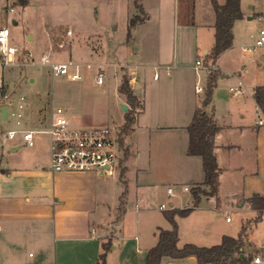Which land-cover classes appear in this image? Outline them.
<instances>
[{"label": "rangeland", "instance_id": "1", "mask_svg": "<svg viewBox=\"0 0 264 264\" xmlns=\"http://www.w3.org/2000/svg\"><path fill=\"white\" fill-rule=\"evenodd\" d=\"M14 1L7 0L8 8L2 7L3 19H0V25L9 28L10 42L20 50V59L14 65L1 66L0 74L15 102L14 107L21 97L24 98L20 129L35 131L36 145L23 146L20 134L14 139L8 137L9 131L16 125V120L11 116L13 109L10 107L8 118L2 120L0 117V167L13 168L17 157L23 152L50 144L47 130L53 109L58 107L63 108L70 127L74 129L104 126L115 128L119 136L127 139L128 143L124 142V149L118 152L119 160L114 166L113 175L106 176L102 183L106 191L109 222L115 219L116 209L125 207L128 211L126 234L129 237L125 244H129L128 248L131 249L127 256L135 260L133 237L138 235L142 247V258L139 262L143 264L147 259L144 247L155 243V232L158 234L161 230L172 227L165 217V211L172 209L170 202H174L176 208L193 207L191 192L184 191L185 186L171 184L175 171L172 160L151 168L158 178L164 179L163 186L158 188L157 197L150 196L154 188H149L146 201L137 205V188H132L139 171L147 168L149 151L155 146L150 140L155 137L142 131L124 132L128 110L125 111L123 105H126L127 98L119 89L124 78L130 84L131 77H135L134 86L142 89L144 97L156 89L155 74L157 79L160 77L159 83L165 80V71L155 65L157 18L145 23L138 22L130 28V20L140 13L131 0H30L26 7L15 5ZM197 1L199 13L194 21L199 23L207 19L204 12L207 1ZM10 8L14 11L10 12ZM241 10L243 18L236 21L233 28V47L218 62L222 71L216 79L214 99L220 113L224 111L223 106L237 100L231 96L230 88L239 86V77L247 85L252 83L260 62L261 47L253 55H247L243 49H253L260 31L264 29V0H241ZM180 19L183 20L182 17ZM67 30L72 32L69 37L70 46L58 48L57 43L64 38ZM27 53H31L32 57L28 58ZM43 55L49 56L51 64L71 62L79 65L81 79L72 78L74 68L65 75L53 72L50 65L40 63ZM100 67L105 70V81L102 85L96 82ZM242 67L249 69L250 74H246ZM208 73L209 69L202 66L197 82L204 89L198 95L200 106L204 102ZM130 88L133 89L131 84ZM167 100H172V96ZM134 107L135 110H141V101ZM236 114L235 112L234 115L237 116ZM132 116L135 120L136 111H133ZM255 118L259 121L264 116ZM33 120L36 126L31 124ZM169 144L167 157L169 152L174 153L175 150L176 153L178 147V144ZM18 146L21 147L20 152L13 153L11 148ZM125 149H128V154ZM126 166L129 167V175L124 177L122 168ZM169 183L174 189L173 198L166 195L165 190ZM242 202L239 196L231 194L226 200H221L218 206L215 198L203 199L190 216L182 219L184 232L182 230L180 242L197 241V245L211 246L221 242V233L234 237L243 233L246 238L263 243L264 214L258 213L259 218L255 220L257 212L248 203L241 205ZM162 204L166 209H160ZM227 218L230 219L229 222ZM176 221L178 224V216ZM190 225L198 229L197 236L186 233ZM122 235L118 233V239L115 240L120 248L124 246ZM140 246L138 247L141 248ZM29 253L36 255V249L30 248L27 254ZM112 258L114 259L111 264H118L116 255Z\"/></svg>", "mask_w": 264, "mask_h": 264}, {"label": "crops", "instance_id": "2", "mask_svg": "<svg viewBox=\"0 0 264 264\" xmlns=\"http://www.w3.org/2000/svg\"><path fill=\"white\" fill-rule=\"evenodd\" d=\"M6 1L0 0L1 20L2 7L8 8ZM131 1L134 2L137 11H140L137 15L143 17L140 23L157 18L155 65L165 71V80L162 83L158 82L160 77L157 79L156 74L154 75V81L157 82L156 89L144 97L141 88L132 86L141 101L142 108L135 110V124L129 133L142 131L150 137H155L150 140L155 146L149 151L147 168L139 171L138 178L132 185V188H137V205L146 201L149 196L147 189L154 188L150 196L157 197L158 188L163 186L164 179L158 178L151 169L157 164L173 161L175 171L171 184H178V187L191 188L203 183L202 158L187 155L188 127L193 121L195 112L203 109L221 128L214 138V153L220 168L219 190L216 196L207 199L215 198L218 206L221 200H226L231 194L239 196V200L243 201L241 205L248 203L251 206L250 198L255 195L264 197V126L259 125L255 118L264 114L254 99L256 88L264 86V45L261 46L260 62L252 83L247 85L239 77V85L244 88V94L239 98L231 93V96L237 100L223 106L224 111L220 113L214 99L216 87L208 106L199 105L198 94L195 92L201 70L195 69L197 60L201 59L204 65L217 69L218 75L222 71L218 64L220 58L216 64L206 59L215 43L214 25L217 15L211 0H206L204 12L207 19L199 23L194 21L199 13L197 0H139L140 9L137 8L136 0ZM217 2L219 5H224L226 0H217ZM2 26L1 24L0 28ZM242 68L246 74H250L249 69ZM209 76L210 70L205 91ZM131 79L136 80L135 77ZM11 85L15 86V83ZM169 96H172V100H167ZM126 105L128 111L133 110L128 100ZM2 107L0 105V108ZM33 112L34 110L31 111L32 114ZM235 112L237 116L234 115ZM0 117L2 120L8 118L6 116L3 119L1 111ZM51 119L52 114L50 122ZM31 124L36 126L34 120ZM125 143H128L127 139ZM169 143L178 144V147L176 153L175 150L174 153L169 152L167 157ZM23 146L27 147L24 142ZM20 149V146L11 148L13 153H19ZM126 151L128 154V149ZM51 154V143L46 146L41 145L35 150L23 152L17 157L13 168L1 167L6 172H0V264H97L103 244L110 240L112 248L106 264H111L114 255L118 264H142L139 262L142 258V247L138 235L133 237L135 260L127 256L131 249L128 248L129 244H125V240H129L126 234L128 211L125 207L116 209L115 219L109 222L106 191L102 185L106 176L92 172H53ZM122 175L124 177L129 175L128 166L122 168ZM171 184L169 183L165 190L168 198L174 197L167 192L168 187H172ZM191 200L193 202L192 195ZM170 207L176 208L174 202H170ZM255 211L257 212L255 220H257L259 215L258 211ZM183 218L178 216V246L183 247L188 243L199 244L188 239L180 242L182 230L184 232L182 229L184 222H181ZM229 221L227 218V222ZM197 230L190 225L186 233L189 236H197ZM118 233L123 234L122 248L115 243ZM155 236L157 238L155 243L144 247L147 253L158 243L157 232ZM224 236L231 235L221 233V242ZM244 236L246 248L241 257L248 259V262L243 264H251L253 256L262 252L264 242L258 243ZM32 247L36 249L34 256L32 253L27 254ZM161 264L200 263L195 256H190L184 259L164 257Z\"/></svg>", "mask_w": 264, "mask_h": 264}, {"label": "trees", "instance_id": "3", "mask_svg": "<svg viewBox=\"0 0 264 264\" xmlns=\"http://www.w3.org/2000/svg\"><path fill=\"white\" fill-rule=\"evenodd\" d=\"M136 0L137 8L140 9ZM216 11L215 43L206 59L212 64H216L220 56L233 47L234 42V24L237 20L243 18L241 10V0H226L224 5H219L217 0H211ZM30 0H15L14 4L26 7ZM143 17L139 14L130 20L129 27H134ZM218 70H210L209 82L203 105L208 106L213 97V91L216 87ZM120 93L125 95L128 103L133 110H129L126 117L124 132L133 129L135 120L133 118L134 106L139 102L138 96L130 88L129 80L123 79L119 89ZM254 99L257 106L264 114V86H258L254 93ZM220 126L216 124L212 116L205 110L199 109L195 112L193 121L188 127L189 145L187 149L188 156L201 157L203 161V183L191 187L193 207L185 209H170L165 213L166 219L171 223V229L161 230L158 233V243L147 253L146 264H161L164 257L172 259H184L195 256L200 264H243L247 263L246 257H241L244 253L246 244L244 234L238 237L224 236L222 242L211 247L198 246L192 243L178 246L179 230L176 221L177 216L185 217L197 208L203 198H210L217 195L219 190L220 168L214 153V138L220 131ZM0 172L6 170L0 167ZM251 206L261 215L264 212V197L255 195L249 199ZM245 229L243 230V232ZM112 248L111 240L103 244V250L100 254L97 264H106L107 256Z\"/></svg>", "mask_w": 264, "mask_h": 264}, {"label": "built area", "instance_id": "4", "mask_svg": "<svg viewBox=\"0 0 264 264\" xmlns=\"http://www.w3.org/2000/svg\"><path fill=\"white\" fill-rule=\"evenodd\" d=\"M14 9L10 8V12ZM10 30L7 26L0 28V67L10 66L19 63L20 50L10 42ZM72 35L70 30L66 31L63 39L57 43L58 48H65L70 46L69 37ZM264 45V29L260 31L259 38L253 49L244 48L243 51L247 54H254L257 48ZM27 57L31 58V53H27ZM40 63L43 65H50L53 72L65 75L69 73L71 68H74L72 78L76 80L81 79L79 73V65L73 63H55L51 64L49 56L43 55ZM211 69V66L204 65L201 59L197 60L196 71L202 68ZM157 77V74L155 75ZM105 81V70L100 67L96 75V82L102 85ZM136 80L131 79L130 84L133 86ZM204 89L196 85V94H201ZM233 96L243 95L245 90L239 85L230 88ZM0 101L3 102L1 106H6L7 115H9V108L12 107L11 116L16 120V126L9 131L8 137L10 139L16 138L20 134L21 139L27 147H34L36 145L35 132L28 130H21L20 118L22 116L21 110L24 108V98L21 97L14 107V100L7 91V85L4 77L0 74ZM1 111V108H0ZM259 125L264 126V118L259 119ZM47 134L51 143V169L53 172L62 173H87L92 172L101 176H111L114 173V166L119 160L118 152L124 149L125 140L119 136L115 128L108 126L94 127L89 129H74L70 127L67 118L64 115V110L61 107L53 109L52 119L47 130ZM184 191L191 192V188L184 187ZM167 192L170 196L174 195L173 187H168ZM160 209H166L162 204ZM264 214V212H263ZM228 220H230L228 218ZM251 264H264V248L262 252L253 256Z\"/></svg>", "mask_w": 264, "mask_h": 264}, {"label": "water", "instance_id": "5", "mask_svg": "<svg viewBox=\"0 0 264 264\" xmlns=\"http://www.w3.org/2000/svg\"><path fill=\"white\" fill-rule=\"evenodd\" d=\"M123 109L125 111H127L128 110V106L127 105H123ZM1 112H2V118L5 119L6 118V115H7V108H6V106H3L1 108Z\"/></svg>", "mask_w": 264, "mask_h": 264}]
</instances>
